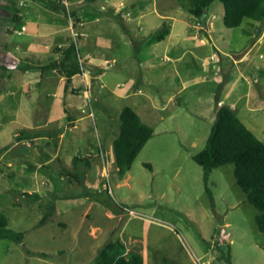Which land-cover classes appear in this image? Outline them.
Returning <instances> with one entry per match:
<instances>
[{
  "label": "rangeland",
  "instance_id": "1",
  "mask_svg": "<svg viewBox=\"0 0 264 264\" xmlns=\"http://www.w3.org/2000/svg\"><path fill=\"white\" fill-rule=\"evenodd\" d=\"M12 1L16 3V11L0 12V64L6 63L10 67L8 70L0 67V91L9 106L6 110L0 107V121L5 127L1 134L3 144L22 141L19 138L23 137V123L34 126L47 123L49 118L43 114L20 116L18 122L14 117L15 106L9 105L14 102L16 89L9 78L18 76V70L12 66V57L18 56L13 51V44L24 42L31 35V30L22 32V26H28L26 22L12 21L14 14L26 13L27 2ZM117 1H110L112 8L108 9L106 16L121 30V19L129 11V6L120 4L116 7ZM103 2L99 0L97 5L102 6ZM187 4L186 0H161L156 9L152 0H145L130 6L134 15L146 10L145 18L133 29L139 37L149 39L154 32L149 19H154V26L160 24L161 29L165 20L160 19L159 14L167 12L172 13L170 16L174 21L170 23L174 24L175 33L181 35L172 41V47L168 41L157 46L155 71L149 75L150 83L144 84L142 90L154 95L158 102L163 98L169 106L150 120L145 119L146 124L154 129V136L138 155L131 170L121 176L116 171L115 155L112 161L105 156V161L92 167L94 187L87 190V184L77 183L70 177L66 180L59 177L53 166L47 174L49 169L31 163V170L50 176L44 175V178L49 179L47 192L51 193V198L59 196L65 201L73 194L85 198L88 192L91 193L87 202L71 200L65 203L73 208L54 215L41 227L38 225L46 211L53 213L55 209L37 197L22 194L23 181L17 180L18 187L9 192V179L3 177L0 180V212L8 218L11 230L23 233L24 240L18 243L0 239V264H94L101 249L117 240L124 241L128 251L144 255L145 264H264V233L259 231L256 223L258 211L248 202L237 183L234 165L212 171L208 182L212 195H209L204 170L193 160V156L206 146L216 119L218 96L222 97V105L230 101L225 96L235 82L232 79L236 78L233 63L246 54L253 57V34L257 35L256 31L263 25L245 23L239 28H227L223 23L224 6L221 2L213 3L202 20L187 11ZM208 33L210 37H207ZM182 35H188L189 41L184 42ZM74 38L78 40L79 35L74 34ZM186 44L188 48L183 51ZM80 48L83 49L82 45ZM147 51V47L141 46L136 54L144 57ZM56 54L54 49L51 58L57 57ZM167 57L172 62L167 61ZM206 60L211 65H206ZM259 77L263 79L264 73ZM219 78L223 84L215 83ZM107 79L110 82L106 83ZM122 79L109 73V77L104 78L105 91H124V88H116ZM196 79L199 80L185 85L186 81ZM243 83H239L241 92H245L253 81ZM262 83L260 80V85ZM70 98L77 104V124L89 128V142L94 144V152L99 151L100 136L103 135L102 139L109 143L116 139L120 132V113L127 106V100L106 110L93 107L95 115L90 116L91 104L83 93ZM82 109L86 112L82 113ZM250 109L253 106L243 105L239 118L252 132L254 128L260 140H264V111L253 113ZM52 123L62 125L63 121L54 120ZM52 143L57 144V139L53 138ZM86 147L90 148L89 143ZM0 170L5 172L7 168L1 165ZM90 203L93 206L87 214ZM224 231L230 241L223 239Z\"/></svg>",
  "mask_w": 264,
  "mask_h": 264
},
{
  "label": "crops",
  "instance_id": "2",
  "mask_svg": "<svg viewBox=\"0 0 264 264\" xmlns=\"http://www.w3.org/2000/svg\"><path fill=\"white\" fill-rule=\"evenodd\" d=\"M23 1L27 2L28 9H26V13L16 14V18L13 16L12 21L18 23L26 22L28 26L23 25L22 28L24 27L25 30H22V32L31 30V35L24 42L13 44V51L18 56H11L12 66H14L16 71L18 70V76L9 78V81L16 86L13 94L14 102L9 105L15 106L14 117H17L16 121L18 122H20L18 120L20 116L27 117L29 115L43 114L49 118L47 123H40L34 126L32 124H22V127H24L22 128L24 130L23 133H42V136L21 137L19 138L22 140L20 142L12 141L4 144L1 142V134L5 127L3 128L0 121V166L3 165L7 168L5 172L0 170V180L3 177L9 179V192H13L18 187L16 184L17 180L23 181L25 184L21 190L22 194L28 197H37L44 204H47L46 206H51V208L55 209V212L46 211L45 214L48 217L47 219L52 220L54 215L73 208V206L69 208L68 204L65 203L71 200H78L80 203L87 202L86 200L90 198L91 194L88 192L89 195L87 194L88 196L85 198L80 195L74 196L73 194V196L66 198L65 201L58 198L59 196H55V199L51 198L49 196L51 193L47 192L50 189L48 179L50 176L47 174L51 172L52 166L54 172L56 171L59 174V177L64 180H66V177H70L75 179L77 183L87 184V190H89L94 187L91 176L92 167L102 160L105 161V156H108L109 160L112 161V157L115 155L114 144H112L114 141L109 143L106 139H102L103 135L100 136L99 151L94 152L93 148L95 146L92 142H89V128L86 125L77 124L79 121L75 114L77 104L70 98L71 95L82 96L83 93L89 99L91 104L90 116L95 115L93 107L106 110L117 102L127 100V106L131 107L142 121L146 123V120H150L157 112L166 111L169 106V102L164 101L163 98L162 102H158L154 95L144 93L142 90L144 84L150 83L149 75L155 71L154 56L158 51L157 46L163 41H168L169 47H172V41L178 39L181 35L180 33H175L174 24L170 23V21H174L170 16L172 13L167 12L159 14V18L165 20L164 24L166 23L170 27V32L164 40L157 41L154 38L160 29V24L154 26V19H149L148 21L153 24L152 29L154 32H152L151 37L149 39L139 37L133 29L134 26L139 24L141 19L145 18L146 10L143 13L134 15L130 6L145 0H118L115 2L117 3L116 7L120 4L129 6V11L121 19V30L112 24L110 17L106 16L108 9L112 8L109 5L110 1L113 2L114 0H104L105 2H103L102 6L97 5L99 0H88V2H94L93 4L83 3V1L78 3L66 1V7L72 8L76 12L74 22L62 14L47 10L40 3L30 0ZM152 1L157 9L161 0ZM52 2L57 5L60 0H53ZM62 2H65V0H62ZM0 3L16 6V3L12 0H0ZM114 14L116 15L117 13L115 12ZM70 21H72V24ZM139 30L142 31V27ZM10 31V33L13 32L11 29ZM256 32L257 35L253 34L255 38L253 57L246 54L233 63L232 66L236 70V80L232 79L235 82L225 96L226 100H230L225 106L229 107L238 117L242 113L243 105L253 106V109H250L253 110V113L259 110L264 111V78L259 77V74L264 73V25ZM74 34L79 35L78 40L74 38ZM190 34L196 35L195 32H190ZM182 37L181 39L184 42L189 41L188 35H182ZM207 37H210V33L207 34ZM73 42L77 44L80 50L83 72L73 77L71 87L66 92L65 78L59 70H44L43 67L59 59L60 53L58 50ZM80 45H82L83 49L80 48ZM141 46L148 48L144 57L136 54ZM187 48V44L182 47L183 51ZM54 49L57 51V57L51 58ZM166 59L172 62L170 57ZM205 64L211 65L209 60H206ZM0 67L6 70L10 69L6 63L0 64ZM109 73L114 74L115 77L118 75V77L123 78L117 83L116 88H124V91L118 92L116 89L105 91L106 83L110 82V79L105 80V83L104 78L109 77ZM20 74H23V76H20ZM198 80L186 81L185 85L188 86ZM260 80H263L262 85H260ZM220 81L221 78L215 80V83L223 84L224 81ZM249 81H253V84L248 85L245 92H241L239 83ZM156 91L159 95L158 90ZM218 100L219 106H223V100L220 95ZM0 107L5 110L9 107L1 91ZM81 112L85 113L86 110L82 109ZM9 113L11 114V112ZM54 120H62L63 123L62 125H57L52 123ZM254 131L253 128V133ZM16 136L15 133L14 137ZM53 138L57 139V144L53 145ZM261 141L264 142V140ZM87 143H89L90 148L86 147ZM40 161L45 162L42 164ZM31 163L37 164L38 168L44 166L49 169L47 174L43 172L41 176L38 170H31ZM115 164L117 166L116 155ZM116 171H118V167H116ZM44 175L48 177L44 178ZM69 182L67 180L68 184H70ZM6 190H8V186H6ZM33 194L36 195L31 196ZM88 205L87 214L93 204L90 203ZM109 216L114 217L112 214H109ZM43 225L39 223L38 227ZM60 225H64V223L60 222ZM143 259L145 264V258L143 257ZM95 260L96 257L94 258V264Z\"/></svg>",
  "mask_w": 264,
  "mask_h": 264
},
{
  "label": "trees",
  "instance_id": "3",
  "mask_svg": "<svg viewBox=\"0 0 264 264\" xmlns=\"http://www.w3.org/2000/svg\"><path fill=\"white\" fill-rule=\"evenodd\" d=\"M42 4L47 10L62 14L74 20L76 12L63 4H53V0H30ZM187 11L199 20L205 18L213 3L219 1L224 6L223 23L227 28H239L245 23L264 25V0H186ZM16 11L12 4L0 3L1 11ZM16 14L14 17L16 18ZM170 32L165 23L154 36L162 41ZM249 34L248 31H245ZM60 58L52 61L44 70L58 69L65 78V91L68 92L73 77L83 72L80 50L75 42L58 50ZM23 137H40L42 133H22ZM154 136V129L144 123L140 116L131 108L125 107L120 114V132L114 140V151L118 173L125 176L130 170L146 144ZM193 160L204 170V181L208 187L213 170L228 164L234 165V176L244 191L246 198L258 214L256 223L260 232L264 233V142H262L227 106L216 108V119L211 129L205 148L193 156ZM45 216L40 225L48 220ZM0 239H11L23 242V233L14 232L9 228L8 218L0 212ZM95 264H144L142 255L137 251H127L126 244L117 240L106 244Z\"/></svg>",
  "mask_w": 264,
  "mask_h": 264
},
{
  "label": "water",
  "instance_id": "4",
  "mask_svg": "<svg viewBox=\"0 0 264 264\" xmlns=\"http://www.w3.org/2000/svg\"><path fill=\"white\" fill-rule=\"evenodd\" d=\"M223 239L227 240V241H230V237H229V235L225 234V231H224V234H223Z\"/></svg>",
  "mask_w": 264,
  "mask_h": 264
},
{
  "label": "built area",
  "instance_id": "5",
  "mask_svg": "<svg viewBox=\"0 0 264 264\" xmlns=\"http://www.w3.org/2000/svg\"><path fill=\"white\" fill-rule=\"evenodd\" d=\"M64 3H65V5L67 4L66 0H65V2H64ZM22 30L24 31V30H25V28L23 27V28H22Z\"/></svg>",
  "mask_w": 264,
  "mask_h": 264
}]
</instances>
